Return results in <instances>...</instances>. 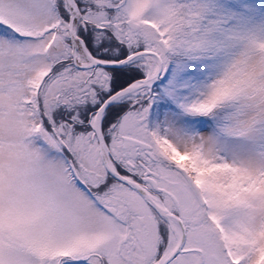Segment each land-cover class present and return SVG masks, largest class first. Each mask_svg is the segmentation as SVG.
I'll return each instance as SVG.
<instances>
[{"label": "snow or ice", "instance_id": "obj_1", "mask_svg": "<svg viewBox=\"0 0 264 264\" xmlns=\"http://www.w3.org/2000/svg\"><path fill=\"white\" fill-rule=\"evenodd\" d=\"M0 264H264V0H0Z\"/></svg>", "mask_w": 264, "mask_h": 264}]
</instances>
